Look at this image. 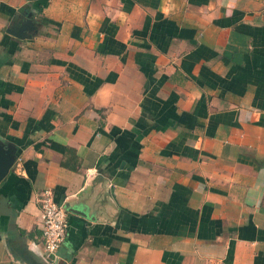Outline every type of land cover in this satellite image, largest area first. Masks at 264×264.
<instances>
[{"label":"crops","instance_id":"crops-1","mask_svg":"<svg viewBox=\"0 0 264 264\" xmlns=\"http://www.w3.org/2000/svg\"><path fill=\"white\" fill-rule=\"evenodd\" d=\"M0 142V264H264V0H0Z\"/></svg>","mask_w":264,"mask_h":264},{"label":"built area","instance_id":"built-area-1","mask_svg":"<svg viewBox=\"0 0 264 264\" xmlns=\"http://www.w3.org/2000/svg\"><path fill=\"white\" fill-rule=\"evenodd\" d=\"M39 208L41 251L45 264H54L58 259L57 250L65 237V208L53 200L49 188L40 192Z\"/></svg>","mask_w":264,"mask_h":264},{"label":"water","instance_id":"water-1","mask_svg":"<svg viewBox=\"0 0 264 264\" xmlns=\"http://www.w3.org/2000/svg\"><path fill=\"white\" fill-rule=\"evenodd\" d=\"M14 34L19 35L17 32ZM14 159V148L11 145H4L0 142V180L6 175Z\"/></svg>","mask_w":264,"mask_h":264}]
</instances>
